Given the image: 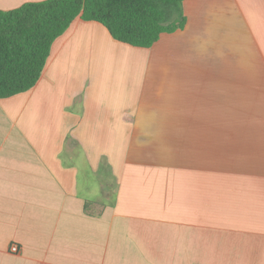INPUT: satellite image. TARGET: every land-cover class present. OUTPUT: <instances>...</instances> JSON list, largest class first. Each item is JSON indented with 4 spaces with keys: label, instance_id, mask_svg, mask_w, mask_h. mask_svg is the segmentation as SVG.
I'll return each instance as SVG.
<instances>
[{
    "label": "crops",
    "instance_id": "crops-1",
    "mask_svg": "<svg viewBox=\"0 0 264 264\" xmlns=\"http://www.w3.org/2000/svg\"><path fill=\"white\" fill-rule=\"evenodd\" d=\"M183 11L147 48L76 18L0 99V264H264V0Z\"/></svg>",
    "mask_w": 264,
    "mask_h": 264
},
{
    "label": "trees",
    "instance_id": "trees-1",
    "mask_svg": "<svg viewBox=\"0 0 264 264\" xmlns=\"http://www.w3.org/2000/svg\"><path fill=\"white\" fill-rule=\"evenodd\" d=\"M184 0H40L0 9V99L31 89L54 40L76 18L101 23L115 40L150 47L184 26Z\"/></svg>",
    "mask_w": 264,
    "mask_h": 264
},
{
    "label": "built area",
    "instance_id": "built-area-1",
    "mask_svg": "<svg viewBox=\"0 0 264 264\" xmlns=\"http://www.w3.org/2000/svg\"><path fill=\"white\" fill-rule=\"evenodd\" d=\"M10 249H11V251H16L17 247H16L15 245H12V246L10 247Z\"/></svg>",
    "mask_w": 264,
    "mask_h": 264
}]
</instances>
